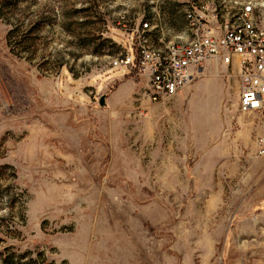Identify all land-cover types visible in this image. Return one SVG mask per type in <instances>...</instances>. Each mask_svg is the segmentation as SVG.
Masks as SVG:
<instances>
[{"label": "rangeland", "instance_id": "obj_1", "mask_svg": "<svg viewBox=\"0 0 264 264\" xmlns=\"http://www.w3.org/2000/svg\"><path fill=\"white\" fill-rule=\"evenodd\" d=\"M236 1L0 0V264H264V115L236 70L153 102L112 67L143 21L163 47Z\"/></svg>", "mask_w": 264, "mask_h": 264}, {"label": "built area", "instance_id": "obj_2", "mask_svg": "<svg viewBox=\"0 0 264 264\" xmlns=\"http://www.w3.org/2000/svg\"><path fill=\"white\" fill-rule=\"evenodd\" d=\"M233 9L224 20L217 11L206 18L187 13L189 37L163 47H153L150 24L143 21L127 31L124 54L112 67L143 76L150 99L161 102L195 81L211 62L219 63L237 72L239 111L264 115V5L236 1ZM256 148L257 156H263L264 136Z\"/></svg>", "mask_w": 264, "mask_h": 264}, {"label": "water", "instance_id": "obj_3", "mask_svg": "<svg viewBox=\"0 0 264 264\" xmlns=\"http://www.w3.org/2000/svg\"><path fill=\"white\" fill-rule=\"evenodd\" d=\"M104 104V97H100L99 99V105H103Z\"/></svg>", "mask_w": 264, "mask_h": 264}]
</instances>
